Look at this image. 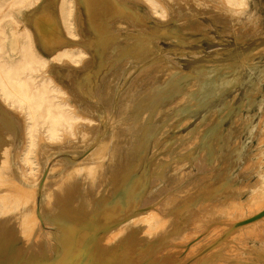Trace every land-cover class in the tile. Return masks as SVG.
Masks as SVG:
<instances>
[{
    "label": "rangeland",
    "instance_id": "obj_1",
    "mask_svg": "<svg viewBox=\"0 0 264 264\" xmlns=\"http://www.w3.org/2000/svg\"><path fill=\"white\" fill-rule=\"evenodd\" d=\"M157 1L151 9L143 0H103L94 26L81 0H27L15 7L16 34L11 18L2 19L10 63L19 65L27 30L32 90L45 82L53 109L77 119L72 128L60 123L53 139L48 103L34 121L0 95V182L10 172L22 182L0 201V213L17 214L11 227L5 223L15 238L10 250L2 248L1 264H48L60 255L61 231L51 221L64 213L53 199L68 186L87 187L74 198L90 218L131 176L141 178L132 207L108 213L98 226L81 223L91 240H101L99 264H264V195L250 200L254 189H244L264 175V0H206L216 16L204 10L205 0ZM38 21L62 41H45ZM160 27L176 28L179 38L152 39ZM63 47L81 48L83 56L71 64L52 59ZM89 73L91 95L82 90ZM230 189L239 197H228ZM172 230L177 236L166 238ZM79 255L91 256L85 246Z\"/></svg>",
    "mask_w": 264,
    "mask_h": 264
},
{
    "label": "bare ground",
    "instance_id": "obj_2",
    "mask_svg": "<svg viewBox=\"0 0 264 264\" xmlns=\"http://www.w3.org/2000/svg\"><path fill=\"white\" fill-rule=\"evenodd\" d=\"M26 1L27 0H0V34L3 35V37H0V95L3 99L8 98V97L13 98V100L18 103V107L25 109L27 111L28 117L34 121L36 119V115L38 114L37 110L38 109L43 110L42 109L43 104L48 103L47 110H46V117L50 120V127L48 128V131H49L50 136L54 139L55 137H58L60 134L59 124L66 123L68 128H72L74 120L77 119V116L73 115L69 111H55L53 109L52 103L50 104L51 100L47 96V92L49 91L50 87L45 82L42 83L41 88L37 90L36 92L32 90V87L30 84V75L28 76V74L31 73V71L35 69V63H33V61L25 60V53H24V50L27 48H29L30 50L34 49L33 40L31 39V34L27 30L20 32V35H22L23 38L26 40H21L22 45H23V49H22L23 55L20 59L19 65L15 68L10 63V58L12 57V54L8 49H6L5 30L3 29L1 25V21L4 17L6 16L10 17L12 22H9V25L12 26L13 32L16 34L18 31L14 29L15 23H17L16 22L17 20H15V7L20 4H23ZM67 1L69 0H62L63 3H66ZM78 1L79 0H77V2ZM81 1H83V4L85 5L89 20L91 21V24L93 25L92 20L95 18L93 15V11L94 9L97 8L95 6L102 3L103 0H100L101 2L96 1V0H81ZM143 1H145L150 6L151 9L156 8L158 5L157 0H143ZM225 1L229 4H240V3L247 4L246 0H225ZM97 2L99 3L97 4ZM204 3L206 5H209L208 3H206V0L204 1ZM212 5L213 4L209 5V7L205 8L204 10L206 12L213 13L216 16V14L218 13L216 14L214 13V7ZM102 7L97 8L98 12L103 10ZM120 11L126 14H129L136 19L139 18V14L137 10H134L133 8H130L126 5H122V8H120ZM68 12L70 13L69 9H68ZM217 16L220 17L219 15ZM96 25L95 27H97V30H100L101 25L99 24H96ZM42 27H43L42 23L38 21L37 29L45 41L51 42L52 44H57L60 41H62V38L58 37L55 31H51L49 33H43ZM160 28L153 30L155 35L153 36L152 39H155L156 37L161 36V35L175 37V39H178L180 36L176 28H174V30L171 28H166V29H162V28L160 29ZM101 29H102V26H101ZM97 37L98 39L104 38L99 34H97ZM154 44L155 43H153V45ZM62 56H65V59L67 60V64L76 63L83 56V50L81 48L77 50L72 47H63L62 49L57 50L53 54L52 59L60 61L62 59ZM103 58H106V48L103 52ZM41 64L43 65V62ZM91 81H92V77H91V73H89L87 74L85 83L82 86V90L90 95H91V91H90ZM197 83H198V80L194 79L192 85L196 86ZM256 94L257 93L253 94V97H255ZM41 114H43V112ZM241 130L242 129H240L239 134H238L239 136L236 139V141L239 144L237 146H234L233 151L228 156V160L230 161V163L228 162L230 165L229 173H231L233 168H235L237 165L234 159V154L236 155L235 150L239 148L241 144V141H240L241 140L240 134L242 133ZM30 134L31 136L33 135L31 127H30ZM258 138L260 139V137ZM206 154L207 153L204 152L203 154V156H205L204 158H206ZM249 156H250L249 153L246 154L245 159H248ZM262 174L263 173H261V177L256 182L254 183L250 182L244 188V189H248V188L254 189L255 192L253 191V194L249 195L250 200L252 197L255 198L257 196H260V194L261 196L264 195V188H263L264 175ZM2 181L3 180H1L0 182V201H3L4 203H6L7 197H10L12 192L21 190L22 182H20L19 177L17 175H14L12 172H10L8 176H6L5 181L3 182ZM140 181H141V178L133 177V176L120 180L115 189V190H118V192L111 194L109 196L108 201H99L97 204L99 206L101 213L98 214V212L94 210V212L91 213L90 218H85L84 217L85 214L80 212L81 210L77 209L78 207H80L79 205H84L85 202H82V203L80 202V204L78 205L77 200L74 198L76 195V192H78L77 190H81L79 192L81 195H83L84 192H86L87 187L86 188L81 187L79 189H74V186H72L71 188L68 186L67 189L65 187L66 189L65 191L58 193V195H56L53 200H54V203L59 206V210H60L59 212H63L64 214L54 215L55 217L53 216L54 218L51 222L54 223L61 231L60 239H59L60 249L57 248L58 254L60 255L52 259L51 262L48 264H99V260L101 259H98V256L96 257L94 256H95V252L97 251L96 246L97 244H99L101 240H98L97 242H94L93 240H91V233L87 232L86 230H81L82 228L81 223H85L87 226L91 224V227L95 225L98 226L99 223L103 222V220L108 215V213L109 214L115 213V211L125 210L129 206L132 207L134 205L133 201L137 197V193H138L137 192V188H138L137 182H140ZM218 184L220 185L222 183L219 182ZM234 190L235 189H230L227 191L228 197L230 194H235ZM234 197H239V194H235ZM218 200H219L218 202H223V200L219 197H218ZM8 209L9 208H7V212L4 211L3 213H0V252H2V248H5V250H10L11 241L13 237L15 238L14 236L15 233L13 231L5 230L6 228L5 223L7 220L10 221L9 222L10 227L17 220L16 219L17 214L8 213ZM46 209H49V207L46 206ZM170 218L172 220H177L178 214H176V216L174 217L171 216ZM84 220L85 222H83ZM142 234L143 233L141 232L140 235ZM177 234H178L177 232H173L172 230L165 237L170 239L172 235L173 237H176ZM9 235H12V237H10ZM82 246H85L86 252L90 253L92 256V257L91 256L87 257V260L85 261H82L83 258H81L79 255V252ZM16 252L18 254L20 253L19 251H16ZM131 253L134 254V251H132ZM72 254H76V255H72ZM135 258L137 259V257ZM139 261H141V263L142 262L144 263V261L142 260H139ZM1 263L2 262L0 261V264Z\"/></svg>",
    "mask_w": 264,
    "mask_h": 264
}]
</instances>
